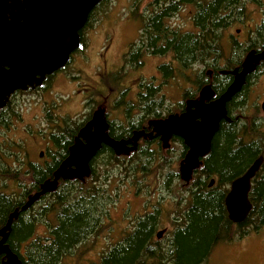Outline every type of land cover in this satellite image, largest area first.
Returning a JSON list of instances; mask_svg holds the SVG:
<instances>
[{"label": "trees", "instance_id": "trees-1", "mask_svg": "<svg viewBox=\"0 0 264 264\" xmlns=\"http://www.w3.org/2000/svg\"><path fill=\"white\" fill-rule=\"evenodd\" d=\"M246 0H161L148 5V12H139L134 4L133 16L144 24V36L150 38L145 43L148 52L157 55L171 53L172 59L165 65L162 86L168 84L171 78L180 73L185 77V69H193L201 64L208 68L217 69V59L224 57V47L221 45L223 30L229 24L231 15L242 16L246 7ZM258 3L259 0H253ZM192 7L194 12L190 19L194 28L181 30L180 25H172L169 21L184 7ZM264 29V24H263ZM252 40L245 46L232 43L231 55L227 64L232 68L242 62V58L251 49L261 51L264 45ZM135 45L124 55L125 64L140 65L142 57L136 56ZM212 49V50H211ZM214 60H216L214 62ZM203 69H196L186 80L194 85L185 89L187 95L194 92L206 83ZM264 70V61L261 62L257 73ZM127 71L120 68L109 73L107 78L119 83V78ZM122 75V76H121ZM229 76L218 80L215 88L222 92L228 84ZM161 85L153 82L141 83L142 94L135 104L129 102L127 108L128 122L120 124L112 121L109 134L116 139H127L132 131L138 129L140 121L162 117L169 113L164 95H160ZM87 103L88 107L91 103ZM124 101H121L123 103ZM98 104L100 102H97ZM92 103L91 108L95 104ZM228 111H230V107ZM138 110L139 115H130V110ZM7 110V109H6ZM91 116L89 112L84 121L77 123L72 119H63V125L56 122V132L53 133L54 150H49V159L44 163L32 162L22 153L21 144L8 141L0 148V229L6 225L9 215L16 208H20L28 196L40 190L41 184L53 177L54 171L67 157L69 148L74 142L78 130ZM1 118H7L4 114ZM146 124V123H144ZM137 127V128H136ZM52 135V136H53ZM138 149L129 155H116L112 148L104 145L91 162V175L85 181L61 180L54 192L48 193L37 201L29 210L21 212L16 218L9 233L8 244L19 256L22 264H63L68 257H73L75 249L86 243L90 237L100 235L109 212V197L106 195L108 185L115 182L113 175L115 167L128 170L133 181L138 182L140 174L149 178L156 162L158 178L162 175L169 187L168 177L171 181L180 180L177 170H173L174 161L182 158L169 159L163 156L158 145H151L148 140H142ZM20 148V149H17ZM16 149L18 151H16ZM264 154V130L259 124L249 125L246 122L239 124L222 120L219 130L213 137L210 153L203 158V164L194 172L188 184L182 181L185 195L176 201L173 227L168 236L153 240L157 235L161 211L146 213L138 218L134 229L117 244L102 253L98 264H205L219 243L232 242L237 237L242 238L251 231H257L264 225V163L252 179V188L249 198L252 209L247 218L241 223L232 222L225 206V197L231 182L256 160ZM10 158L14 162L10 161ZM100 159V161H99ZM140 160V161H139ZM108 169L106 179L102 180L103 173L96 172V164ZM168 168V169H167ZM176 169V167H174ZM104 171V170H103ZM118 171V170H117ZM101 172V171H100ZM159 172H162L159 173ZM216 178V184L208 187L210 178ZM30 178V184L26 183ZM13 184L22 186L18 193H7L5 189ZM108 182V183H107ZM138 187V184L133 182ZM157 189L164 186L157 183ZM174 200V198H173ZM159 204V203H157ZM184 204V206H183ZM44 226L46 231L41 233L39 227ZM155 244L156 254L151 252ZM155 259V262L152 260ZM4 255H0V264Z\"/></svg>", "mask_w": 264, "mask_h": 264}, {"label": "rangeland", "instance_id": "rangeland-1", "mask_svg": "<svg viewBox=\"0 0 264 264\" xmlns=\"http://www.w3.org/2000/svg\"><path fill=\"white\" fill-rule=\"evenodd\" d=\"M152 1L105 0L95 10L91 21L84 30L86 38L84 47L76 53L66 70L67 75L72 76L71 80L74 79V83L71 81L70 84H66V79H58V84L54 86V93L29 94L21 98L17 111L21 114L22 119H18L19 122L15 121L17 124L14 123V126L12 124L10 130H5L7 133L3 131V135L0 134V141L9 139L8 141L19 143L22 153L27 155L29 161L44 163L46 159H49V150L55 149L53 133L56 132V122L54 121L57 119L56 115L81 123L89 112L103 106L111 120L126 124L129 120L126 118L129 102L137 103V91L140 89L141 83L153 82L154 85L160 86L164 80L163 75L157 71L156 65L169 62L172 59L171 53L164 56H148L140 69L134 64H125L123 54L127 53L137 40L140 29V23L133 16V6L137 4L138 11L144 13ZM190 9V7H185L169 22L173 25L184 26L185 29L194 28L190 19L189 11H192ZM260 10V7L257 6L246 8L242 16H246L245 18L249 21L248 26L238 24L223 30L221 45L225 48L224 56L229 58L231 55L232 44L229 41L231 35L237 37L239 44L241 42L240 46H245L252 40H258L257 42L260 40V44H262L264 29L263 27L256 28L260 20H264V11ZM252 17L253 22L250 25ZM250 34L254 39L249 41L247 37ZM245 55L242 59L245 58ZM120 68L127 72L123 79L119 78L118 84L115 82V78L112 80V77L107 78L106 81L102 79ZM202 68L206 73L208 67L201 64L194 66L191 70L185 69V77L193 74L196 69L201 70ZM258 74L260 75V73ZM259 75L255 79L257 83L252 86L257 90L264 82V76L260 77ZM185 77L178 73L176 78L169 80L168 84L161 85L160 95H164L167 108L185 100L184 90L190 86V88L195 87ZM250 91L252 92L249 90L248 93ZM249 96L250 103H253V93ZM89 100H91V104L86 107ZM121 101L124 102L121 103ZM92 103H97L94 108H91ZM49 106L52 107L50 108L52 114L47 115ZM130 112V115L140 114L138 110H130ZM172 146L174 148L172 151L166 153L162 150L163 156H167L171 160L180 158L182 146L176 142ZM17 149L16 151H18ZM99 161L96 164V172L103 173L102 180L104 181L106 179L105 172L108 169L101 168ZM179 165V160L174 161L173 170H177L178 173ZM115 169L113 173L116 178L115 182L111 185H102L107 189L105 193L109 197L110 204L108 216L103 221L104 227L100 235L90 237L86 243L75 249L73 257H68L63 264H98L102 253L130 233L137 224L138 218L146 213L156 211L154 205L161 211L158 231L167 229L162 238L165 239L172 229L174 212L178 208L176 201L186 194L181 178L171 181L172 177L171 180L168 177V181H170V188H168L166 182L162 181L163 176L158 178L156 162L153 167L155 172H151L149 178L139 173L138 182L133 181L129 170L128 174H125L124 170L117 167ZM159 173L162 174V172ZM133 182L137 183L138 187L131 184ZM10 183L11 187L5 189L7 193H13V191L18 193L23 188L13 184L12 181ZM26 183L30 184V178ZM157 183L164 186L162 190L157 189ZM39 231L44 233L46 228L41 226ZM205 264H264V225L259 230L251 231L242 238L237 237L232 242L219 243L214 247Z\"/></svg>", "mask_w": 264, "mask_h": 264}, {"label": "water", "instance_id": "water-1", "mask_svg": "<svg viewBox=\"0 0 264 264\" xmlns=\"http://www.w3.org/2000/svg\"><path fill=\"white\" fill-rule=\"evenodd\" d=\"M101 1L0 0V109L16 89H25L35 83L42 85L47 73L65 66L71 53L82 47L80 30L86 25L90 12ZM263 60L264 49L249 50L242 66L231 71L234 79L218 98L210 100L214 92L211 85L206 84L199 98L187 101L183 113L150 120L151 131L136 130L128 139L113 138L108 132L105 108L96 109L92 118L79 130L67 157L54 171L53 177L45 180L40 190L30 194L0 229V255H4L2 264H22L8 244L13 221L42 196L57 190L61 180L83 182L89 178L92 159L104 145L120 156L136 151L141 138L160 137L163 148L168 149L173 136L181 137L188 150L181 160L179 174L182 181L190 182L194 172L203 164V158L210 153L221 121L230 120L227 103L242 90L247 76L255 72ZM263 160V156L256 159L229 186L225 206L229 219L234 223L243 222L252 209L249 198L252 179ZM213 183L214 179L210 185ZM164 231L160 230L158 237Z\"/></svg>", "mask_w": 264, "mask_h": 264}, {"label": "flooded vegetation", "instance_id": "flooded-vegetation-1", "mask_svg": "<svg viewBox=\"0 0 264 264\" xmlns=\"http://www.w3.org/2000/svg\"><path fill=\"white\" fill-rule=\"evenodd\" d=\"M105 0H102L101 3H99L89 14V17H88V21L86 23V25L80 30V35H81V39H82V47H84V44H85V41H86V38H85V34H84V30L85 28L88 26L89 22L91 21L92 19V16L95 12V10L104 2ZM161 2V0H153L152 3H155V2ZM245 4H246V8H249L250 6H257V7H260V11H264V0H260L258 3H254L253 0H246L245 1ZM190 7V6H189ZM185 8V7H184ZM183 8V9H184ZM192 11H189V14L191 16V14L194 12L193 8L190 7ZM182 9V10H183ZM244 9V11H245ZM181 10V11H182ZM145 12H148L147 8L145 10ZM141 13V12H140ZM179 12H177L175 15H177ZM246 16H236L234 14L231 15V19L229 21V24L226 26L227 27H231V26H234V25H244L246 24L245 26H248L249 25V21L247 20V18H245ZM173 18V17H172ZM171 19V18H170ZM169 19V20H170ZM137 21L140 23L141 20L137 19ZM250 25L252 24L253 22V17L250 18ZM169 22V21H168ZM171 23V22H170ZM192 23V21H191ZM172 24V23H171ZM264 24V20H260V23L259 25L256 26V28L258 27H262ZM173 25V24H172ZM179 25V24H177ZM193 25V23H192ZM140 29L138 30V38L137 40L134 42V45H135V48H134V52L136 54V56L140 55L142 57V60L140 61V65L137 67L138 69H140L143 65V63H145V58L148 57V56H153V55H157V54H153V53H150L148 52V47H146L145 43L149 42L150 41V38H146L144 36V33L145 31L143 30V27H144V24L140 23ZM253 26V25H252ZM251 26V27H252ZM180 28L181 30H184L185 27L184 26H181L178 27ZM239 32V31H238ZM253 34V32H251ZM252 34H250L247 39L250 41L251 39H254V37L252 38ZM231 40L229 39L230 43L232 44L233 42L239 44L238 40H237V37L234 36V35H231ZM247 40V41H248ZM258 41V40H256ZM260 44V40L259 42H257ZM241 44V42H240ZM262 45H264V40H262ZM81 47V48H82ZM77 49L75 51H73L69 57V61L65 64V66H63L62 68L56 70V71H53L52 73H47L44 77V80L42 82V85H38L37 83L33 84L32 86L31 85H28L27 88L25 89H16L13 93H11V95L9 96V99L6 103V105L0 109V134L3 135V131L5 133H7L5 130H10L11 129V125L13 124L14 126V123L15 121L19 122L18 119H22V116L20 113H18L17 109H18V104L20 103L21 101V98H24L25 96L29 95V94H36V93H39V94H42V93H45V92H48V93H54V86L58 84V79H66L67 82L66 84H70L71 81H73L74 83V79L71 80V77L70 75H67L66 73V70L68 69L69 65L71 64L74 56L76 55V53H78L79 51H81L82 49ZM264 49V47L261 49V51ZM130 50V49H129ZM225 50V48H224ZM126 54V53H125ZM123 54V56L125 55ZM161 56V55H159ZM164 56V55H162ZM230 58V57H229ZM227 58L226 56L224 57H219L217 59V69H213V68H208L206 70V73L204 71V68H202V72L205 73L206 76V83L203 84L206 85V84H210L212 89H213V92L214 94L212 95V97L210 98V100H214L216 98H218L225 90L226 88L228 87V85L233 81L234 79V75L232 74V70H234L235 68H238V67H241L242 66V62H240L239 64H236L233 68L230 64H227ZM216 60H214L215 62ZM264 61V60H263ZM170 62V61H169ZM262 62V61H261ZM166 63L168 62H162L157 66V71L160 72L162 75L165 74L166 70L163 69L162 67H160L161 65H165ZM261 64V63H260ZM259 64V65H260ZM123 65V64H122ZM259 67V66H258ZM257 67V69H258ZM256 69V70H257ZM253 72L251 74H249L247 76V79H246V83L245 85L243 86L242 90L237 93L228 103H227V106L230 107V111H228V107H227V111H228V117L230 118V120H226L228 121L229 123H235L237 126L243 122H246L248 123L249 125H253V124H259L263 130H264V106H263V103H264V82L262 83L263 85L261 87H259V89L257 90V88L255 87H252L254 84L257 83V81L255 80L256 77L259 75L257 72ZM64 73V74H63ZM60 76H63V77H60ZM224 76H229V82L228 84L226 85V88L224 90H222V92L220 91H217V89L215 88L216 86L219 85V82L218 80H223V77ZM260 77H263L264 76V70L261 71ZM70 79V80H69ZM103 79V78H102ZM201 86L197 91L196 93L194 92V95H187V93L184 92V98L185 100H183L182 102H178L176 105H172V107L169 108V113L168 114H165L163 115L162 117H155V118H150V119H147L146 117H144L141 121H140V125L137 126L139 127L138 129H135L132 131V134L131 136H128V138H131L133 136V133L134 131L136 130H145L147 132L151 131V127L149 126V122L150 120H153V119H160V118H166L168 117L169 115L171 114H181L185 111V108L187 106V101L190 100V99H196V98H199L198 96V93L200 95V91L202 89ZM140 89L137 91V100L139 98V95L142 94V87L143 86H139ZM191 87V86H190ZM189 87V88H190ZM188 89V88H187ZM197 88L195 87H192V90H195ZM249 90H252V92L248 93ZM253 93V96H254V100H253V103H250L249 101V94H252ZM246 98V99H245ZM100 107H103V106H100ZM98 107V108H100ZM49 109L47 110V115L49 114H52L50 108L52 107H48ZM97 108V109H98ZM105 108V107H104ZM7 109V110H6ZM96 110V109H95ZM94 110V111H95ZM106 110V108H105ZM137 110V109H136ZM93 112H90L91 113V116L90 118L84 122V125L92 118L93 116ZM5 115L7 116V118H1L2 115ZM55 114V113H54ZM109 113L106 111V116H107V120L109 122V126L111 128V123L113 120H111L109 118ZM57 119L56 121L58 120L59 124L63 125V119L64 118H61L62 116H58L56 115ZM17 122L15 124H17ZM146 123V124H144ZM83 125V126H84ZM17 126V125H16ZM82 126V127H83ZM81 127V128H82ZM136 127V128H137ZM80 128V129H81ZM79 129V130H80ZM78 130V132H79ZM77 132V134H78ZM108 132H109V128H108ZM52 136V135H51ZM77 136V135H76ZM75 136V137H76ZM127 138V139H128ZM125 139V138H123ZM9 139H6V140H2L0 141V148L2 146V144H6L8 142ZM75 140V138H74ZM142 140H148L151 142V145H158V144H161V146L163 147V144H162V141H161V138L160 137H154V138H150L149 136L146 137V138H141L139 140V143H141ZM178 143V145L182 146V153H184L182 155V158L179 160L180 163H181V160L184 158L187 150H188V147L187 145L185 144V142L183 141V139L181 137H178V136H173L170 140V147L168 149H165L167 151H172L173 146L172 144L173 143ZM74 143V142H73ZM139 146V145H138ZM260 156H263L264 158V154H261L259 155ZM258 157V158H259ZM257 158V159H258ZM10 161L14 162V160L12 158H10ZM255 161V160H254ZM253 161V162H254ZM252 162V163H253ZM263 163H264V160H263ZM262 163V165H263ZM60 165V164H59ZM261 165V166H262ZM180 167V165H179ZM214 179V183L213 185H210L211 183V180ZM216 178L215 177H212L209 179L208 181V187L209 188H212L215 184H216ZM186 183V182H185ZM189 183V182H188ZM186 183V184H188ZM163 230V229H162ZM164 230L166 231L167 229L164 228ZM165 231L164 233L158 237V233L157 235L155 236V239L153 240L154 242H156L158 239H161L162 236L165 234ZM159 232V231H157ZM151 252L153 255L156 254V246L155 244L153 246H151ZM153 262H155V259L152 260Z\"/></svg>", "mask_w": 264, "mask_h": 264}, {"label": "bare ground", "instance_id": "bare-ground-1", "mask_svg": "<svg viewBox=\"0 0 264 264\" xmlns=\"http://www.w3.org/2000/svg\"><path fill=\"white\" fill-rule=\"evenodd\" d=\"M260 1V0H259ZM212 50V49H211ZM246 99V98H245ZM140 161V160H139Z\"/></svg>", "mask_w": 264, "mask_h": 264}]
</instances>
